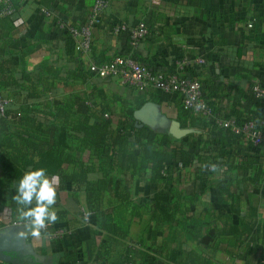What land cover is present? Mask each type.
I'll return each mask as SVG.
<instances>
[{
	"label": "crops",
	"instance_id": "0c3cea01",
	"mask_svg": "<svg viewBox=\"0 0 264 264\" xmlns=\"http://www.w3.org/2000/svg\"><path fill=\"white\" fill-rule=\"evenodd\" d=\"M7 1L14 15L3 13ZM37 1L0 0V21H7L8 16L15 18L11 28L0 25V58L13 56L18 59L19 55L27 54L28 69L46 68L42 82L50 99L55 104L74 101L78 105L74 110L76 116L93 113L91 120L95 123L110 118L113 128L119 129L127 124L124 110L133 107L141 126L169 132L173 136V147L188 150L199 141L211 139L226 147L222 139L229 135L223 130L208 128L204 131L184 126L186 118L181 116L179 94L122 86L114 77H99L91 69L93 63L108 62L126 53H133L153 70L189 75L202 80L204 87L217 89L216 105L222 119L233 117L236 109L243 116L257 115L259 108L252 100L251 88L255 84L264 87V0H108L109 6L94 29V49L89 57L82 55L75 45L72 49L67 36L43 18ZM40 1L50 5L64 21L81 25L86 23L96 0ZM141 22L151 28V34L133 48L131 35ZM249 23H253L252 28ZM185 58L191 65L182 69L179 63ZM84 90L88 101L76 96L77 91ZM103 108H108L109 112L102 114ZM260 108L264 114V105ZM209 120L219 126L213 119ZM175 123L186 131L184 135L178 137L171 133ZM71 143L75 148L78 146L76 140ZM227 149L232 155L231 146ZM74 155L84 161L94 158L88 149H75ZM234 160L230 156L225 162L233 163ZM93 166L92 180L107 167L98 159L93 160ZM195 172L193 166L175 175L176 195L183 198L181 207L187 218L199 220L206 229L212 221L213 210L246 211L253 203L264 222L263 185L247 183L246 187L251 190L247 193L237 186V177H242L243 171L233 170L227 174L224 169H216L202 179L197 178ZM150 176V170L146 177L114 173L104 205L115 198V192L122 186L121 180L131 187L139 203H150L156 192ZM50 179L57 190L54 205L57 220L40 235H34L18 217L12 198L15 195L13 181L6 177L0 163V186L9 188L5 196L0 193V235H5L4 242L9 243L0 257V264H122L124 259L132 264H184L191 251L213 264H234L237 260L229 252L219 250L214 254L212 248L177 225L157 224L147 209L135 218L129 235L112 243L106 251L104 243L108 233L85 218L88 205L84 188L74 189L69 184L61 189L57 177ZM231 180L236 198L229 197L221 189L222 183ZM58 229L64 230L61 238L53 236ZM12 231L21 232L10 236ZM262 251L260 241L245 254L246 257L238 260L242 264H262ZM173 254L181 262L175 261Z\"/></svg>",
	"mask_w": 264,
	"mask_h": 264
},
{
	"label": "trees",
	"instance_id": "16d2710c",
	"mask_svg": "<svg viewBox=\"0 0 264 264\" xmlns=\"http://www.w3.org/2000/svg\"><path fill=\"white\" fill-rule=\"evenodd\" d=\"M42 7L52 9L50 5L37 1V9L42 16ZM55 14L57 19H61L57 12ZM8 17L7 21H0V25L11 28L15 18ZM60 30L67 36L73 49L75 41L72 36L68 31ZM19 56L18 59L13 56L0 58V90L3 97L10 100L4 113H0V163L6 177L13 181L14 188L26 171L35 168H44L50 177H57L58 187L61 189L69 184L74 189L84 188L88 222L108 233L104 243L106 251L112 243L129 235L135 218L141 216L143 209H147L157 224L181 227L198 238L201 244L212 248L214 254L221 250L240 259L261 241V258L264 260V222L259 218L257 206L252 203L246 211L233 209L225 213L210 210L212 221L204 229L199 220L187 218L181 207L183 198L176 195L178 189L175 180V175L181 169L193 166L196 167L194 174L200 179L210 176L216 169H224L227 174L239 170L244 175L237 177V186L244 192L251 193L250 188L246 187L247 183L264 186V144L255 146L247 139L234 137L223 127L213 125L208 118L185 109L182 104L181 116L186 118L184 126L204 131L208 128L223 130L229 135L222 139L226 147L214 139L199 141L188 150L173 147V136L148 125L141 126L133 107H128L123 112L127 121L123 128L114 129L110 118L95 123L91 120L93 113L77 116L74 114L78 107L74 101L55 104L42 82L46 68L30 70L27 68V54ZM253 86L251 97L259 108L257 115L243 116L236 109L231 118L255 120L260 125L264 119V114L260 112L264 99L254 95ZM204 89L215 119L220 118V109L216 105L218 90L214 87L206 88V85ZM76 96L84 101L89 100L86 98V90L77 91ZM107 112L108 108L101 110L102 114ZM73 140L78 142L76 148L71 143ZM228 146L232 148V155L227 149ZM75 149L90 150L93 160H103L107 167L92 180V158L88 161L76 159ZM230 156L235 158L234 162L226 163ZM220 158L224 161H220ZM180 163L181 169L178 168ZM149 170L150 181L156 187L153 201L139 203L131 187L121 180L122 186L115 192V198L108 205H104V197L112 188L111 177L114 173L146 177ZM232 181L222 183L221 189L229 197L236 198ZM8 189V186H0L1 195L5 196ZM12 192L15 194V189ZM100 250H103V246L99 252ZM172 258L179 261L174 254ZM183 263L213 264L211 260L194 251L188 254ZM122 264L132 262L124 259Z\"/></svg>",
	"mask_w": 264,
	"mask_h": 264
},
{
	"label": "built area",
	"instance_id": "2783aa9c",
	"mask_svg": "<svg viewBox=\"0 0 264 264\" xmlns=\"http://www.w3.org/2000/svg\"><path fill=\"white\" fill-rule=\"evenodd\" d=\"M7 1V7L3 13L14 15L13 7ZM109 6L108 0H96L91 14L86 23L81 25L70 24L63 19H57L54 10L42 7L41 11L48 23L54 24L62 30L68 31L75 41L76 49L84 56L89 57L94 49V29ZM250 28L253 23H249ZM151 34V29L145 22H141L132 32L130 44L133 48L137 47L141 41ZM199 61H202L201 59ZM189 59H183L179 63L180 68L190 66ZM92 71L103 78L114 77L122 86L132 87L138 90L156 88L166 93H177L181 97L182 105L185 109L191 110L197 115L208 119H213L215 123L229 131L234 137H242L251 141L255 146L264 144V119L260 125L255 120H239L236 118H216L213 115L205 93L204 85L200 79L192 78L178 72L166 73L163 70H153L143 65L133 53L117 55L115 58L104 63L91 64ZM254 95L259 99H264V87L260 84L253 86ZM9 99L3 97L0 90V113H4ZM263 130H262V128ZM179 166H182L180 163ZM213 169L214 167H209ZM85 218L89 219L87 213ZM22 224V222H21ZM64 230L58 229L54 233L55 238H61ZM264 264V260L262 261ZM234 264H242L240 260H235Z\"/></svg>",
	"mask_w": 264,
	"mask_h": 264
},
{
	"label": "clouds",
	"instance_id": "9594fccd",
	"mask_svg": "<svg viewBox=\"0 0 264 264\" xmlns=\"http://www.w3.org/2000/svg\"><path fill=\"white\" fill-rule=\"evenodd\" d=\"M14 189L12 198L17 205L18 217L26 222L25 226L34 235H40L57 220L54 207L57 190L46 169H29L19 178Z\"/></svg>",
	"mask_w": 264,
	"mask_h": 264
},
{
	"label": "water",
	"instance_id": "95a60500",
	"mask_svg": "<svg viewBox=\"0 0 264 264\" xmlns=\"http://www.w3.org/2000/svg\"><path fill=\"white\" fill-rule=\"evenodd\" d=\"M145 122L148 123V124H151L150 121H146V120H145ZM171 133H172L173 135L179 137V136L184 135V134L186 133V131L183 130V129H181V128L175 123V124H173L172 127H171ZM20 232H21V231H18V232H16V231H12V232H10V236L17 235V234H19ZM4 239H6V238H5V235H2V236L0 235V257H3V251L6 250V246H7V244H9V243H7L6 241L4 242Z\"/></svg>",
	"mask_w": 264,
	"mask_h": 264
}]
</instances>
